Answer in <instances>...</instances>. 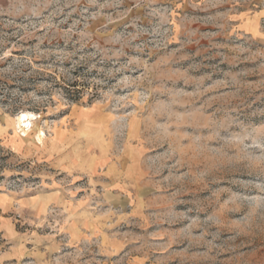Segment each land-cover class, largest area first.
Returning <instances> with one entry per match:
<instances>
[{
  "label": "rangeland",
  "instance_id": "rangeland-1",
  "mask_svg": "<svg viewBox=\"0 0 264 264\" xmlns=\"http://www.w3.org/2000/svg\"><path fill=\"white\" fill-rule=\"evenodd\" d=\"M1 124L0 264H264V0H0Z\"/></svg>",
  "mask_w": 264,
  "mask_h": 264
},
{
  "label": "crops",
  "instance_id": "crops-1",
  "mask_svg": "<svg viewBox=\"0 0 264 264\" xmlns=\"http://www.w3.org/2000/svg\"><path fill=\"white\" fill-rule=\"evenodd\" d=\"M4 133V126L0 125V136ZM50 153V155L47 158V155ZM55 152L52 150H49L48 152H45L44 157L47 158V160H55L56 158H53V155ZM57 161V160H56ZM56 163V162H55ZM22 200V199H21ZM20 201V200H19ZM54 202V196L52 194H44V195H38V196H32V199L26 200L23 199V203L20 201V206L22 208H27V211H29L30 215H36L37 213L43 212L45 209L50 207ZM23 247H18L17 251H22Z\"/></svg>",
  "mask_w": 264,
  "mask_h": 264
}]
</instances>
